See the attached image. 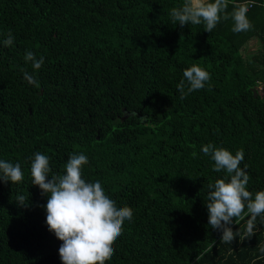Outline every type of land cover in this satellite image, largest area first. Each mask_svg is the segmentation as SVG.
Wrapping results in <instances>:
<instances>
[{"label": "trees", "instance_id": "16d2710c", "mask_svg": "<svg viewBox=\"0 0 264 264\" xmlns=\"http://www.w3.org/2000/svg\"><path fill=\"white\" fill-rule=\"evenodd\" d=\"M249 1L251 30L233 32L229 18L208 33L203 22H173L185 0H0V160L24 174L0 180V264H62L48 197L32 183L37 152L49 157L48 179L83 153L82 179L132 209L105 264H264V213L248 239L250 214L234 220L232 243L208 224L209 185L230 177L202 152L243 150L246 189L253 199L264 191V0ZM245 2L228 0L226 12ZM29 51L44 58L39 70ZM193 65L210 80L181 99Z\"/></svg>", "mask_w": 264, "mask_h": 264}, {"label": "clouds", "instance_id": "9594fccd", "mask_svg": "<svg viewBox=\"0 0 264 264\" xmlns=\"http://www.w3.org/2000/svg\"><path fill=\"white\" fill-rule=\"evenodd\" d=\"M248 3L249 0H246L245 3L234 5V10L228 14V0H185L182 7L171 10L170 16L181 27L203 22L208 33L212 32L221 19L231 18L232 31L239 33L253 27L247 18ZM3 43L5 46L13 43L11 33ZM24 59L32 63L34 70H39L44 64L42 56L38 59L30 51L26 52ZM183 77L177 85L181 99L203 89L210 80L209 73L196 65L186 68ZM24 79L39 87L35 76L27 71H24ZM202 152L210 155L215 162L214 171L224 170L230 177L227 182L222 178L209 185L206 203L208 224L212 229L222 232L221 242L232 243L236 238V231L230 225L234 220L244 219L245 215L250 214L244 236L246 239L251 238L255 235L257 216L264 213V191L255 193L253 199V194L246 189L250 177L246 171L247 165L243 169L240 167L244 159L243 150H238L233 155L229 150L209 143L202 146ZM87 163L88 158L83 153L70 154L65 165L66 173L51 176V179H48L51 171L48 156L37 152L31 163L32 183L39 187L41 195L48 197L46 205L42 206L46 210L48 230L63 242L58 249L62 264H105L114 254L113 244L122 233L124 221H131L133 218L132 209L128 206L117 208L115 202L105 194L99 181L90 183L82 179L81 169ZM23 179L19 163L0 160V180L17 183ZM25 200V196L18 195L16 203L27 207ZM261 252H264V248Z\"/></svg>", "mask_w": 264, "mask_h": 264}, {"label": "rangeland", "instance_id": "374dc122", "mask_svg": "<svg viewBox=\"0 0 264 264\" xmlns=\"http://www.w3.org/2000/svg\"><path fill=\"white\" fill-rule=\"evenodd\" d=\"M258 49H259L258 42H255V40H253V41L249 42L246 50L248 53H253V52H256ZM258 92L261 96L264 97V86L263 85L259 86Z\"/></svg>", "mask_w": 264, "mask_h": 264}, {"label": "built area", "instance_id": "2783aa9c", "mask_svg": "<svg viewBox=\"0 0 264 264\" xmlns=\"http://www.w3.org/2000/svg\"><path fill=\"white\" fill-rule=\"evenodd\" d=\"M253 4H254V2L249 1V3H248V7L251 8V7L253 6Z\"/></svg>", "mask_w": 264, "mask_h": 264}, {"label": "water", "instance_id": "95a60500", "mask_svg": "<svg viewBox=\"0 0 264 264\" xmlns=\"http://www.w3.org/2000/svg\"><path fill=\"white\" fill-rule=\"evenodd\" d=\"M252 91H253V93H254V96H256V94H257L256 91H255L254 89H253Z\"/></svg>", "mask_w": 264, "mask_h": 264}]
</instances>
